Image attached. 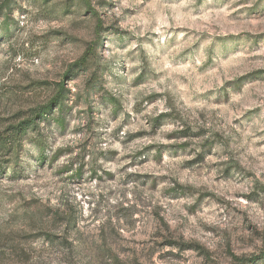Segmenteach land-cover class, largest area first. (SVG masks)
Returning <instances> with one entry per match:
<instances>
[{
	"label": "rangeland",
	"instance_id": "1",
	"mask_svg": "<svg viewBox=\"0 0 264 264\" xmlns=\"http://www.w3.org/2000/svg\"><path fill=\"white\" fill-rule=\"evenodd\" d=\"M59 84L0 264H264V0H0V132Z\"/></svg>",
	"mask_w": 264,
	"mask_h": 264
},
{
	"label": "trees",
	"instance_id": "2",
	"mask_svg": "<svg viewBox=\"0 0 264 264\" xmlns=\"http://www.w3.org/2000/svg\"><path fill=\"white\" fill-rule=\"evenodd\" d=\"M94 50L91 48H87L84 55L80 59V62L74 64L71 68H76L79 66L85 67ZM64 85L59 84L56 87V94L52 101H50L49 105L34 110L32 115L26 121L16 125L9 126L4 131L0 132V174L6 170L7 165L11 163L10 159L4 161L2 158L4 156L14 155L18 151L19 143L27 137L31 132H35L39 129V125L41 122H47L51 118V107L57 106L56 109L61 110L63 107L64 93H65ZM56 122L62 123V120H57ZM242 263V260L240 261ZM251 264H255V260L248 261Z\"/></svg>",
	"mask_w": 264,
	"mask_h": 264
}]
</instances>
